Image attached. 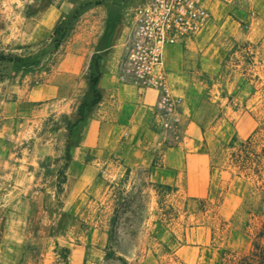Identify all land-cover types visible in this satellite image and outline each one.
<instances>
[{
  "label": "crops",
  "instance_id": "obj_1",
  "mask_svg": "<svg viewBox=\"0 0 264 264\" xmlns=\"http://www.w3.org/2000/svg\"><path fill=\"white\" fill-rule=\"evenodd\" d=\"M142 1L52 0L37 14L38 25L46 31L34 40L45 39L59 20L75 12L77 29L60 45L51 74L26 91L28 103L52 100L54 106L71 111L89 94L88 61L97 57L99 99L85 110L68 147L59 196L58 211L83 222L69 244L70 263L103 264L110 246L123 264H220V246L198 219L204 210L190 206L210 201L219 184L229 180L219 215L232 223L241 213L248 183L214 168L211 156L247 113L228 106L222 111L206 97L204 77L213 72L214 62L205 58L202 29L164 49L161 67L181 105L180 140L173 145L162 140L155 112L158 92L134 85L124 73L133 13ZM207 7L215 8L209 2ZM212 57L218 61V54ZM48 149L43 145L37 152H55ZM133 192L145 199L143 215L135 224L132 212L123 207ZM54 199L52 191L47 202ZM165 209L170 214L162 212ZM109 231L115 237L109 238Z\"/></svg>",
  "mask_w": 264,
  "mask_h": 264
},
{
  "label": "rangeland",
  "instance_id": "obj_2",
  "mask_svg": "<svg viewBox=\"0 0 264 264\" xmlns=\"http://www.w3.org/2000/svg\"><path fill=\"white\" fill-rule=\"evenodd\" d=\"M49 2L0 0V55L5 59L0 62V264H63L59 254L64 249H68L70 263L69 244L83 225L80 217L58 208L63 158L91 97L81 98L69 112L54 106L52 100L28 103L25 98L27 90L51 74L60 45L77 29L75 12L59 20L45 39L34 40L37 33L45 34L37 14ZM208 2L215 8L207 7L210 17L202 28L206 34L203 49L214 68L205 73L206 97L222 111L228 106L247 113V118L236 120L232 136L212 151L211 162L214 168L230 173L232 180H245L249 191L232 223L222 220L218 211L229 180L219 184L213 199L190 207L204 210L199 221L220 246L224 263L232 264L231 259L249 251L264 219V0ZM217 54L215 61L212 55ZM95 66L97 57L92 56L89 77ZM43 145L55 152L39 156ZM52 191L55 199L48 203ZM144 202L134 192L127 196L123 207L132 212L134 224L143 215ZM106 255L103 264L124 262L110 246Z\"/></svg>",
  "mask_w": 264,
  "mask_h": 264
},
{
  "label": "built area",
  "instance_id": "obj_3",
  "mask_svg": "<svg viewBox=\"0 0 264 264\" xmlns=\"http://www.w3.org/2000/svg\"><path fill=\"white\" fill-rule=\"evenodd\" d=\"M209 0H143L133 13L134 29L124 59V73L134 85L158 92L155 112L162 140H180L181 99L171 94L162 69L165 47L182 44L209 20ZM226 4L241 0H215Z\"/></svg>",
  "mask_w": 264,
  "mask_h": 264
},
{
  "label": "trees",
  "instance_id": "obj_4",
  "mask_svg": "<svg viewBox=\"0 0 264 264\" xmlns=\"http://www.w3.org/2000/svg\"><path fill=\"white\" fill-rule=\"evenodd\" d=\"M3 55H0V62L4 61ZM96 79H97V66H95L94 70V75L89 77V94L91 99L89 101V106H92L95 104L98 99L99 95L95 89V84H96ZM86 108V109H87ZM85 109V110H86ZM83 118V117H82ZM81 118V119H82ZM234 138H232L229 142V146L231 147L234 143ZM264 150V149H263ZM69 160V154H68V149L65 152L64 158H63V169L66 167V163ZM63 181H61L62 183ZM157 189H162V190H169V187L157 185ZM111 231H109V238L111 237ZM64 253H60L59 255L62 256L63 258V264H70L67 260V255H68V249L63 250ZM232 264H264V219L261 221L259 228L255 231L252 240H251V247L247 253L240 254L236 259H231ZM220 264H225L224 263V258L222 257V261Z\"/></svg>",
  "mask_w": 264,
  "mask_h": 264
}]
</instances>
